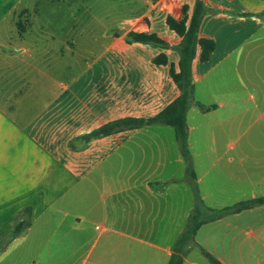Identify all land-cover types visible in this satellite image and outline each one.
<instances>
[{
  "label": "crops",
  "instance_id": "obj_1",
  "mask_svg": "<svg viewBox=\"0 0 264 264\" xmlns=\"http://www.w3.org/2000/svg\"><path fill=\"white\" fill-rule=\"evenodd\" d=\"M197 1L2 4L0 240L25 213L31 223L0 264H169L196 209L174 128L91 135L154 118L179 98L170 67L182 37L167 21L184 7L191 17ZM202 2L198 37L216 49L201 62L198 48L192 65L188 147L203 204L222 210L264 197V0ZM24 13L37 18L14 37ZM130 32L169 48L130 44ZM161 54L167 65L154 64ZM184 249L182 264H211L203 251L222 264H264V205L204 224Z\"/></svg>",
  "mask_w": 264,
  "mask_h": 264
},
{
  "label": "trees",
  "instance_id": "obj_2",
  "mask_svg": "<svg viewBox=\"0 0 264 264\" xmlns=\"http://www.w3.org/2000/svg\"><path fill=\"white\" fill-rule=\"evenodd\" d=\"M187 10V7L183 8L184 16L182 19L175 20L170 17L167 21L169 27L182 37V42L178 47L180 55L177 67L178 70L173 64L170 67V75L181 92L179 98L154 118H126L118 120L103 126L91 135V137L100 138L112 135L124 129L133 130L153 125H162L174 128L176 139L180 145L182 155L187 164L188 175L192 179V186L196 197V209L194 210L185 231L176 242L175 253L172 255L169 264L183 263V253L186 252L184 248L195 244V235L204 224L218 220L229 214L240 213L252 207L264 205V197H261L238 203L235 206L226 209L213 210L207 208L199 196L198 188L195 183L194 167L188 147L187 114L191 104L195 100L192 65L197 56L198 48L201 50L200 61L208 62L216 49V43L213 40L199 39L198 37L202 19L206 12V7L204 6L202 0L197 1L194 13L191 17L188 16ZM127 41L130 44L157 45L164 49L169 48V45L165 41L153 33L147 34L130 32L127 35ZM168 63L169 61L165 54H161L154 59V64L156 65H167ZM197 105L202 110L209 109L200 103H197ZM204 209L209 212V215L203 214ZM23 216V220L14 224V228L10 236L5 237L2 239L3 241H0V253L6 248L11 240L18 237L30 225V217H27L26 213ZM203 254L211 264H222L207 252L203 251Z\"/></svg>",
  "mask_w": 264,
  "mask_h": 264
},
{
  "label": "rangeland",
  "instance_id": "obj_3",
  "mask_svg": "<svg viewBox=\"0 0 264 264\" xmlns=\"http://www.w3.org/2000/svg\"><path fill=\"white\" fill-rule=\"evenodd\" d=\"M17 1L18 0H0V7L2 6L3 3H10L11 4L10 6H12L14 3L17 5ZM24 1H25L24 3H26V0H24ZM56 1H57V3H56ZM58 1H60V0H53V2L51 4L52 5L53 4L54 5L55 4H59L60 2L58 3ZM80 17H81V15H80ZM103 17L104 16L102 14H96L95 15V18H99L101 20H104ZM14 18H15V21H16V29L14 31V35L13 36L14 37H22L26 33V23H28V21H32V20L35 21L36 18H37V14L26 16V13H24V14H21V15H15ZM107 22H109L108 25H110V26L115 25V23L112 21V19L107 20ZM99 32H100L99 30L95 31V33H97V34H99ZM112 33L114 34V36L117 35V33L114 32V31H112ZM203 214L204 215H209V212L204 209L203 210ZM0 241H3V240H0Z\"/></svg>",
  "mask_w": 264,
  "mask_h": 264
}]
</instances>
